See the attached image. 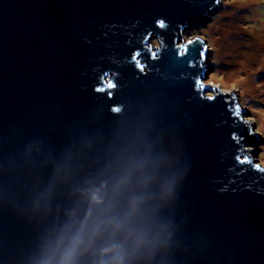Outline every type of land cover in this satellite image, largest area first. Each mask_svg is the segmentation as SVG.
Instances as JSON below:
<instances>
[{
  "label": "water",
  "instance_id": "water-1",
  "mask_svg": "<svg viewBox=\"0 0 264 264\" xmlns=\"http://www.w3.org/2000/svg\"><path fill=\"white\" fill-rule=\"evenodd\" d=\"M222 1L0 0V264H264L263 140L184 40Z\"/></svg>",
  "mask_w": 264,
  "mask_h": 264
},
{
  "label": "rangeland",
  "instance_id": "rangeland-1",
  "mask_svg": "<svg viewBox=\"0 0 264 264\" xmlns=\"http://www.w3.org/2000/svg\"><path fill=\"white\" fill-rule=\"evenodd\" d=\"M221 5L207 25L186 31L184 40L207 41L210 57L205 83L226 93L237 91L239 104L248 113L245 119L263 140L257 146V159L264 166V0H223ZM150 43L160 46L156 36Z\"/></svg>",
  "mask_w": 264,
  "mask_h": 264
},
{
  "label": "clouds",
  "instance_id": "clouds-1",
  "mask_svg": "<svg viewBox=\"0 0 264 264\" xmlns=\"http://www.w3.org/2000/svg\"><path fill=\"white\" fill-rule=\"evenodd\" d=\"M156 26L159 28L165 27V21L163 19L156 20ZM153 56H155V53H153ZM135 59V57H133Z\"/></svg>",
  "mask_w": 264,
  "mask_h": 264
},
{
  "label": "trees",
  "instance_id": "trees-1",
  "mask_svg": "<svg viewBox=\"0 0 264 264\" xmlns=\"http://www.w3.org/2000/svg\"><path fill=\"white\" fill-rule=\"evenodd\" d=\"M212 19H213V18H212ZM209 42H210V41H209ZM214 60H215V59H214ZM214 60H212V62H213ZM241 61H242V60H241ZM212 65L215 66L216 68H218V63H217L216 61L213 62ZM216 73H217V72H216ZM243 80H244V79H243ZM243 80H242V81H243Z\"/></svg>",
  "mask_w": 264,
  "mask_h": 264
},
{
  "label": "bare ground",
  "instance_id": "bare-ground-1",
  "mask_svg": "<svg viewBox=\"0 0 264 264\" xmlns=\"http://www.w3.org/2000/svg\"><path fill=\"white\" fill-rule=\"evenodd\" d=\"M178 43H181L180 41L178 42ZM150 45H152V44H150ZM152 46H154V47H157V46H155V45H152ZM155 52L157 51V50H154ZM211 85V87H212V84H209V86ZM213 88H214V86H213ZM209 96H213V94H208ZM251 122V121H250ZM256 149H257V147H256Z\"/></svg>",
  "mask_w": 264,
  "mask_h": 264
}]
</instances>
